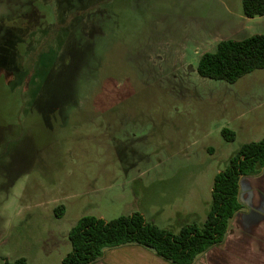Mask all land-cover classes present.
I'll return each mask as SVG.
<instances>
[{"label": "rangeland", "instance_id": "obj_1", "mask_svg": "<svg viewBox=\"0 0 264 264\" xmlns=\"http://www.w3.org/2000/svg\"><path fill=\"white\" fill-rule=\"evenodd\" d=\"M255 34L243 0H0V264H61L86 215L203 223L216 174L264 139V68L197 65Z\"/></svg>", "mask_w": 264, "mask_h": 264}, {"label": "trees", "instance_id": "obj_2", "mask_svg": "<svg viewBox=\"0 0 264 264\" xmlns=\"http://www.w3.org/2000/svg\"><path fill=\"white\" fill-rule=\"evenodd\" d=\"M247 17L264 14V0H243ZM264 68V34L243 39H223L214 52L204 53L197 71L203 77L230 83ZM228 139L234 133L224 129ZM264 169V139L244 144L214 178L210 209L203 223H187L179 232L162 229L140 212L112 220L86 215L69 232L72 250L61 264H92L104 256L105 249L126 244L143 246L174 264H192L200 254L225 241L231 220L247 206L240 199L241 178ZM5 264H28L24 257Z\"/></svg>", "mask_w": 264, "mask_h": 264}, {"label": "crops", "instance_id": "obj_3", "mask_svg": "<svg viewBox=\"0 0 264 264\" xmlns=\"http://www.w3.org/2000/svg\"><path fill=\"white\" fill-rule=\"evenodd\" d=\"M240 199L247 206L231 220L225 241L197 256L192 264H264V170L241 178ZM92 264H174L143 246L106 248Z\"/></svg>", "mask_w": 264, "mask_h": 264}]
</instances>
